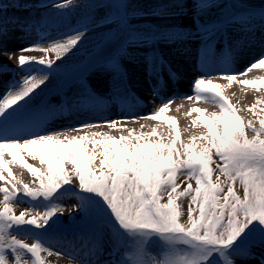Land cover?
<instances>
[{
	"label": "snow or ice",
	"instance_id": "obj_1",
	"mask_svg": "<svg viewBox=\"0 0 264 264\" xmlns=\"http://www.w3.org/2000/svg\"><path fill=\"white\" fill-rule=\"evenodd\" d=\"M72 2L67 0L65 4L51 6L64 9ZM9 6L0 3V10H7ZM13 6L25 10L30 7L27 3ZM103 6L113 11L101 25L116 23L128 29L129 16L137 15L127 11L126 0H107ZM212 6L207 0H192L195 32L130 31L127 43L153 45L198 35L206 41L219 25H204L199 17ZM165 7L160 5L150 14L163 16ZM173 7L180 13L186 9L183 0H176ZM233 7L246 9L243 4L228 5V22L247 21L256 15L264 19V10L257 13L246 9L237 15L231 11ZM8 23L0 19V37L7 34ZM11 23L21 31L30 27L19 20ZM83 36V32L76 31L63 42L48 47L30 45L18 50L45 53L40 57L24 54L17 57L0 46V56L16 60L20 69L26 65H46L39 78L25 76L21 82L12 84L0 103V181H3L0 185V264H52L42 253L58 258L64 255L49 246V229L57 223V214L64 211L56 203L57 194L65 185L74 183L85 194L79 197L81 203L77 210L95 209L108 218L112 230L107 240L101 231L93 232L95 244L84 253L86 259L80 264H237V257L257 258L259 264H264V254L255 257L252 251L253 246L264 249V107H258L264 105V98L247 109L254 119H245L225 92L234 81L258 93L264 91V77L248 76L253 69L264 67V56L242 73L209 74L195 80V95L183 99L210 102L218 110L192 107L187 115L197 114L192 126L199 132L192 133L187 141L182 140L174 116L167 117L169 127L161 132L157 131L159 125L147 132L143 131L145 124H140V131L127 127L129 122L159 121L169 112L172 100L147 116H124L46 131L47 122L64 112L43 105L27 113L25 109L34 99L36 89L45 84L49 75L60 70L59 65L53 67L54 60L47 54L55 52V59L60 60L61 54L70 52ZM125 52L121 48L101 62V67L114 73V79L124 75L120 57ZM146 61L150 74L159 72L157 62L164 64L156 52L150 53ZM230 62L231 57H225V69ZM219 79L227 83L216 82ZM84 97L85 106L102 108L109 103L90 93L86 86ZM114 99L120 102L119 95ZM122 107L130 112L132 105L122 103ZM10 113L15 118H10ZM105 126L108 132L99 130ZM113 131L119 135L112 134ZM28 159L38 160L39 166L28 163ZM17 163L31 174V182L14 175L11 166ZM237 184L242 192L237 190ZM24 197L36 204L17 215L14 209ZM97 198L102 202L100 207H97ZM182 200H187L186 219H182L185 216L184 206L179 203ZM41 205L43 212L36 210ZM35 229L45 231L35 232ZM154 236L162 241L155 254L150 241ZM105 244L112 248L109 256L114 257L123 249V258L100 260Z\"/></svg>",
	"mask_w": 264,
	"mask_h": 264
},
{
	"label": "bare ground",
	"instance_id": "obj_2",
	"mask_svg": "<svg viewBox=\"0 0 264 264\" xmlns=\"http://www.w3.org/2000/svg\"><path fill=\"white\" fill-rule=\"evenodd\" d=\"M259 3L264 4V0H257ZM186 9L184 13H180L178 9L171 7H165L163 16H152L150 13L158 6H152L145 8L133 15V23H149V24H173L183 23L188 20L189 16L193 13L191 4H185ZM140 13H149V15H140ZM115 27L114 23H101L96 24L94 27H85L81 29H75L67 31L64 34L48 37L44 35L43 31L36 30L27 35L15 34L9 39H3L0 37V46L6 48L8 52L16 53L21 48H26L30 45L39 46L40 42L44 39H53V42H63L68 37L75 35L76 31L84 33L83 38H88L98 31L109 30ZM9 32V30L7 31ZM209 40H213L212 46H209ZM207 45L208 50L197 51L194 48H181L179 51H171L158 46H151L145 49H139L134 52L128 58L120 59L121 69L124 75L114 79V73L106 68H100L92 71L89 74V79L83 82L81 85L66 90L64 86L59 82L56 74L49 75V79L44 85L36 89L33 94L34 99L29 104L25 112H31L32 109L41 105L50 108L63 111V115L56 116V119L60 128L62 127H74L86 122H103L105 120H117L124 116H147L154 110L158 109L153 104L155 97H162L168 101L170 98L177 100L176 104L171 103L170 110L166 116L161 117L159 121L141 120L139 123L129 122L128 128H136L140 131V124H145L146 127L143 131H150L152 127H156L158 132L164 131L169 127L170 122L168 116L176 117V123L181 131L182 140H189L192 133H198L199 129L192 126V121L197 115L193 113L191 116L187 113L192 107L204 108L208 111H217L218 106H214L210 102L205 101H191L183 99V97L195 95L194 90L183 88L177 84L179 79L186 81H195L197 77L204 75L205 73H213V75L220 74H239L244 71L254 61L259 60L264 56V32H252L247 35H241L238 39H229L223 37L222 39L214 32L206 41L201 43V46ZM19 52V51H18ZM156 52L162 57L164 64L157 66L159 72L156 74H150L149 66L146 61V57L150 53ZM145 55V59L139 57V54ZM62 56V55H61ZM231 57L230 66L225 69L223 61L225 57ZM0 65H6L12 67L15 65L14 60H8L6 56L0 57ZM32 70L27 69L25 76L35 75L39 78L43 74L42 70L45 68L32 67ZM3 72L7 68H1ZM24 76V77H25ZM249 78L259 79L264 77V67L259 69H253L248 74ZM242 77L238 76V79ZM22 80H20L21 82ZM216 82L226 84L227 81L222 79ZM15 84L13 81L7 78H0V103H2L3 97H5L8 88ZM94 94L97 98L108 101L106 107L85 106L83 101L84 88ZM119 88L117 93L116 89ZM226 94L231 98L232 102L240 110L239 114L245 119H254L252 114L248 112V107L252 103H256L259 98H264V91L258 93L250 86L240 85L238 82H232L230 88L225 89ZM54 95H57L53 98ZM119 95L120 102H117L114 97ZM123 105L131 104V111H125ZM76 105V107H74ZM15 107V106H14ZM258 107H264L259 105ZM9 111H11L9 109ZM10 118L13 114H9ZM70 120H67V119ZM51 120V119H50ZM258 123V121H257ZM52 125H45L46 131H51ZM97 129H93L96 131ZM100 131L108 132L107 126L99 129ZM114 135H119V132L113 131ZM126 134V133H125ZM28 163L39 166L38 160H27ZM14 175L18 178H22L25 182H31L32 179L27 177L24 170L19 163L11 166ZM29 173V172H28ZM30 174V173H29ZM31 175V174H30ZM32 178V177H31ZM0 185H3V181H0ZM80 193V192H79ZM2 199V197H0ZM66 202H69V198H64ZM29 200L23 198L19 202V205L27 204ZM64 217H67L71 222L76 220L79 211L77 207L73 205H65L63 207ZM24 211L20 209L17 211V215ZM54 252H63L67 260H64L61 264H80V261L86 259L84 253H76L75 251H69L61 249L57 246H53ZM48 260L54 261V256L43 255Z\"/></svg>",
	"mask_w": 264,
	"mask_h": 264
},
{
	"label": "rangeland",
	"instance_id": "obj_3",
	"mask_svg": "<svg viewBox=\"0 0 264 264\" xmlns=\"http://www.w3.org/2000/svg\"><path fill=\"white\" fill-rule=\"evenodd\" d=\"M107 0H73L72 4L68 8L57 9L52 7V4H65L67 0H0V3H8L10 6L7 10H0V19L9 21L8 30L3 39H9L12 36L17 34L27 35L36 30L44 32V35L48 37H53L56 35L64 34L67 31L81 29L85 27H94L96 24L101 23L105 17L109 16L112 9L104 7L103 4ZM129 7L127 11L129 13H138L139 11L149 8L152 6L165 5L166 7H171L176 3V0H126ZM184 4H191L192 0H183ZM210 4L214 6L205 10L203 14L200 15V23L208 25L215 23L219 25V28L215 33L221 39L227 37L229 39H238L241 35H247L252 32H264V19H261L259 15L254 16L247 21H238L232 20L228 22L230 17L228 16L229 8L228 5H237L243 4L246 6V9H251L257 13L261 10H264V4L259 3L257 0H207ZM16 3L24 4L27 3L30 7L25 9H18L13 5ZM97 4V7H87L88 4ZM47 5V6H45ZM246 9L233 7L231 11L235 14H240ZM133 15L129 16V28H121L118 24H115L113 29L98 31L94 35L81 39V42L74 47L68 53H62L61 59L56 60V53H48V58L54 60L53 67L55 68L59 65V72L55 73L59 82L62 86L65 87L64 90L68 88H73L81 85L83 82L89 79V74L92 71L98 70L101 68V62L111 55L115 54L119 49L124 48L126 52L121 55L120 59L128 58L137 50L145 49L151 46H158L171 51H179L181 48H194L197 51L208 50L206 45L201 46V43L204 42L199 35L197 38H187L183 40H178L175 42H166L159 41L153 45H144L140 46L134 43H127L129 39L130 31L138 32H151L152 30L156 31H168V30H187L190 32L196 31V23L193 19V13L189 16L188 20L183 23H173V24H149V23H133ZM19 20L28 27L27 31H21L18 27L13 25L11 21ZM44 39L40 42L39 46L48 47L50 44H53L55 38L53 39ZM213 40H209L210 45L212 46ZM13 53V52H11ZM18 57L20 54L29 55V56H44L45 53L32 51L26 53H15ZM141 58H144L145 55L139 54ZM4 57V56H0ZM145 59V58H144ZM12 67H6L7 70L3 72L0 68V78H7L14 83H19L20 80L26 75L27 69L29 67H39L45 68L46 65H26L24 69H20L17 66V61ZM1 66V65H0ZM103 68V67H102ZM57 95H54L56 97ZM251 136V132L248 133ZM24 173L27 177L31 178V175L27 170H24ZM223 180L224 177H221ZM237 190L242 192V189L239 188V184L236 185ZM80 192V193H79ZM58 203L61 208L65 205H73L78 208L81 201L79 197L85 195L82 193L77 184L65 185L60 189V192L57 194ZM2 197V194H0ZM29 200L27 204L19 205L15 207V213L20 209H32L33 205L36 204L35 201L31 198L25 197ZM64 198H69L70 201L66 202ZM184 206L185 216L182 219H186L187 211V200L179 201ZM102 206V202L97 198V207ZM37 211L43 212L45 209L43 206H37ZM57 217H54V220H57V223L54 224L51 229H49V246H57L61 249L75 251L76 253H84L93 248L95 240L93 237V232L96 230L101 231L104 234L105 240L109 239L112 234V230L107 223V217L102 214H98L95 209L90 208L88 212L79 211L76 220L71 222L67 217H64V213L57 214ZM51 223V221H50ZM31 229V226H26ZM35 232H43L45 230L35 229ZM150 241L153 242V252H157L159 243L162 241L159 240V237H151ZM31 242V241H29ZM104 252L100 255V260H110V259H121L124 255V250L120 249L116 255L109 256L108 253L112 251V248L108 245H104ZM252 251L255 253V257H259L264 254V249L259 248L258 246H253ZM44 253H42V256ZM68 258L65 255L61 257L54 256V261H51L50 258L48 261H51L52 264H61L64 260ZM237 264H259L257 258L253 257H237Z\"/></svg>",
	"mask_w": 264,
	"mask_h": 264
}]
</instances>
